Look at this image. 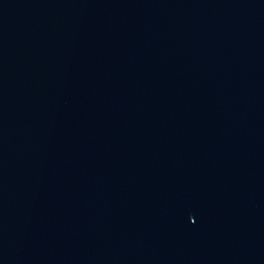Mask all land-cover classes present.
Returning a JSON list of instances; mask_svg holds the SVG:
<instances>
[{"label": "water", "instance_id": "1", "mask_svg": "<svg viewBox=\"0 0 264 264\" xmlns=\"http://www.w3.org/2000/svg\"><path fill=\"white\" fill-rule=\"evenodd\" d=\"M0 264H264V0H0Z\"/></svg>", "mask_w": 264, "mask_h": 264}]
</instances>
